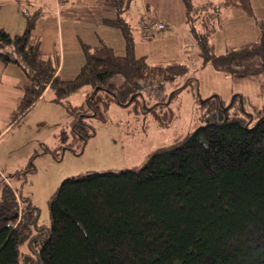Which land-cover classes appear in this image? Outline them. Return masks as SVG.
Returning <instances> with one entry per match:
<instances>
[{
    "label": "trees",
    "instance_id": "trees-1",
    "mask_svg": "<svg viewBox=\"0 0 264 264\" xmlns=\"http://www.w3.org/2000/svg\"><path fill=\"white\" fill-rule=\"evenodd\" d=\"M129 2L103 0L116 14L103 23L121 30L125 52L102 40L83 43L84 63L70 79L58 73L60 51L45 53L34 34L39 11L24 12L21 34L0 26V61L20 66L29 81L21 87L13 121L51 90L52 100L72 116L75 140H84L92 127L85 117L106 119L112 102L152 114L160 126L171 122L169 104L145 110L138 93L166 87L186 65L153 64L137 56L124 16ZM183 2L202 66L210 63L230 76L264 75L263 20L255 40L217 53L213 35L222 12L209 3L200 8L196 0ZM222 7L255 16L251 0H223ZM84 87L85 101L74 105L68 97ZM240 97L229 106L219 95L206 98L204 122L152 151L141 166L66 178L50 199L49 227L37 224L38 209L27 197L2 183L0 264H20L24 243L35 252L26 256L34 264H264V102L250 103L249 112ZM160 108L169 111L168 120L160 117Z\"/></svg>",
    "mask_w": 264,
    "mask_h": 264
},
{
    "label": "rangeland",
    "instance_id": "rangeland-1",
    "mask_svg": "<svg viewBox=\"0 0 264 264\" xmlns=\"http://www.w3.org/2000/svg\"><path fill=\"white\" fill-rule=\"evenodd\" d=\"M20 2L26 4L22 7ZM27 2L32 0H0V26H4L11 34L23 33L26 27L24 10L29 8L28 12H34L33 6L29 7ZM172 5L174 10L177 9L176 5ZM210 5L212 4L209 3ZM221 5L212 6L221 11ZM131 7V13L137 9L136 6ZM111 13L114 14L113 9L103 7L82 10L80 15L98 14L101 17L110 16ZM134 18L129 17V21L136 24ZM42 25L40 28L37 22L34 34H39L41 48L52 50L55 45L49 18ZM137 29L139 27L134 26L135 40L145 45L155 36H167L163 42L164 55L158 56L145 49L150 63L186 65L184 74L168 81L166 87L159 90L162 92V100L166 102L164 104H169L165 107H169L174 116L167 126L158 125L152 114L136 112L132 105L112 102L106 119L85 117V122L92 127L88 128L89 132L84 140H75L71 126L72 116L67 107L52 100L54 93L51 90L45 92L13 121V113L17 110L22 95L20 82L23 72L15 63L6 64L0 70V192L2 183L6 182L16 191L18 197H27L38 209L39 226L51 225L49 202L66 178L88 171H118L143 165L152 151L179 141L204 122L202 105L209 96L219 95L229 106L235 95L241 94L243 97L238 102L248 111L251 110L250 103L262 105L264 102V75L230 76L215 69L210 63L202 66L199 48L187 26L173 29L167 26L157 31L150 40L139 38ZM178 45L187 48V51L174 55V59L168 57L167 52ZM60 46L57 43L55 49L62 54ZM66 52L67 58L68 54L71 58L75 57L73 48L66 47ZM177 88L178 94L170 97ZM86 93L87 88L84 87L72 93L68 99L74 105H80L85 101ZM155 98L145 92L142 97L143 105L145 102L150 107ZM237 105L239 104H235L233 108ZM158 111L164 120L171 117L164 108ZM19 203L20 208H24L25 204L21 200ZM20 251V264H34L32 259H26L27 254L35 256L28 243L22 244Z\"/></svg>",
    "mask_w": 264,
    "mask_h": 264
},
{
    "label": "crops",
    "instance_id": "crops-1",
    "mask_svg": "<svg viewBox=\"0 0 264 264\" xmlns=\"http://www.w3.org/2000/svg\"><path fill=\"white\" fill-rule=\"evenodd\" d=\"M251 2L255 16H250L239 8L222 7L221 25L213 35V43L217 53H223L230 46H236L255 40L259 36L260 27L258 20L264 21V0H251ZM207 3L220 5L223 3V0H196V4L199 5L200 8ZM19 4L23 7L26 3L20 2ZM172 4L176 5L177 9L174 10ZM27 5L29 7L33 6L32 10L39 11L40 17L37 19V22L39 23L40 28L43 26L42 23L49 18L55 46L52 50L48 48L45 50L42 48V50L47 54H51L54 53L57 43L61 45L60 47L63 52L60 54L61 58L58 73L64 79L74 77L83 65V43L96 45L102 40L112 46L118 53L125 52V39L121 30L117 27L103 23L104 18H113L116 15L115 11L114 14L111 13L110 16L100 17L98 14L96 16L80 15L82 10L87 11L96 8L102 9L105 7L103 5V0H32V2H27ZM132 5L136 6L137 9H134V12L131 13L130 8H132ZM27 9H25L24 12L27 11ZM126 12L127 15L124 16L132 26L133 31L134 26L140 28V23L143 17L150 16L163 21L166 24V27L168 26L171 29L176 27L184 28L187 26L189 33H191L186 21L183 0H130ZM129 17H135L134 19L137 21L136 24L129 21ZM137 32H139L140 35V37H138L144 40L141 36L140 30L137 29ZM35 35L39 36L38 33ZM186 35L187 33L184 37ZM166 37L165 34L159 35L157 38H153L154 40L151 39V42L148 45H145L140 41L136 42L135 40V51L137 56L149 57L148 52H145V49L158 56L164 55L165 47L163 42ZM181 44L183 45L184 42L182 41ZM182 45L173 47L167 52V56L174 59V55L180 53L184 54L187 51V48H183ZM66 47H68V49H74L73 53L75 54V57L71 58L68 54L67 58ZM138 48L140 52H138ZM7 65L0 61V70ZM28 82L29 81L23 72L20 82L21 87ZM45 92H49V90Z\"/></svg>",
    "mask_w": 264,
    "mask_h": 264
},
{
    "label": "built area",
    "instance_id": "built-area-1",
    "mask_svg": "<svg viewBox=\"0 0 264 264\" xmlns=\"http://www.w3.org/2000/svg\"><path fill=\"white\" fill-rule=\"evenodd\" d=\"M166 27V24L156 18L145 16L140 23V33L143 39L149 40L159 30Z\"/></svg>",
    "mask_w": 264,
    "mask_h": 264
},
{
    "label": "flooded vegetation",
    "instance_id": "flooded-vegetation-1",
    "mask_svg": "<svg viewBox=\"0 0 264 264\" xmlns=\"http://www.w3.org/2000/svg\"><path fill=\"white\" fill-rule=\"evenodd\" d=\"M162 89H163V88H162ZM162 89H160V91H162ZM160 91H159L157 88H153V89H151V90H147V91H145V92H147V94H149L152 98L156 97V98H155V102H154L153 104L150 105V107H149L148 110H151L152 108L158 106V105L161 104V103H166L165 101L162 100V95H161L162 92H160ZM141 92H142V91H141ZM145 92H142V93H143V96H141V97H144Z\"/></svg>",
    "mask_w": 264,
    "mask_h": 264
},
{
    "label": "water",
    "instance_id": "water-1",
    "mask_svg": "<svg viewBox=\"0 0 264 264\" xmlns=\"http://www.w3.org/2000/svg\"><path fill=\"white\" fill-rule=\"evenodd\" d=\"M139 94L143 96V93H142V92H139ZM135 96H136V94L132 95L131 99H133ZM171 96H172V94L170 95V97H171ZM235 96H236V95H235ZM240 99H242V98L240 97ZM143 107L146 108V109H149V107L147 106L146 103H144Z\"/></svg>",
    "mask_w": 264,
    "mask_h": 264
}]
</instances>
